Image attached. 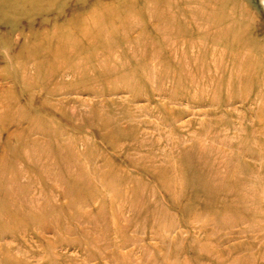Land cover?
<instances>
[{
	"label": "rangeland",
	"instance_id": "1",
	"mask_svg": "<svg viewBox=\"0 0 264 264\" xmlns=\"http://www.w3.org/2000/svg\"><path fill=\"white\" fill-rule=\"evenodd\" d=\"M114 1L62 0L8 33L0 26V114L10 107L47 127L26 138L27 122L0 124V160L8 152L11 169L27 170L16 181L0 166V264H264V89L259 95L247 71L229 64L216 76L233 84L219 86L184 78L219 66L216 48L205 40L188 51L175 42L178 19L160 24L137 8L114 20L127 26L105 33L102 56L77 69L91 67L87 76L71 66L49 84L35 76L27 50L38 35ZM254 5L261 21L264 0ZM157 32L167 43L151 38Z\"/></svg>",
	"mask_w": 264,
	"mask_h": 264
},
{
	"label": "bare ground",
	"instance_id": "2",
	"mask_svg": "<svg viewBox=\"0 0 264 264\" xmlns=\"http://www.w3.org/2000/svg\"><path fill=\"white\" fill-rule=\"evenodd\" d=\"M61 1L62 0H0V26L5 27L8 33L14 29L13 28L14 25H12V23L13 22L15 23V20L17 21L18 19H21L23 17L33 18V16L35 15L48 12L53 8L55 9V6ZM257 1L258 0H252V1L248 0L247 2L242 3L241 0H116L114 2H111L113 4L98 3L97 6H94L85 13L74 16L72 19L68 18L64 22L62 20L61 21V23L63 22L62 24H59V22L56 23L54 25V30L51 34L38 35L34 45L29 47V49L27 50L28 52L27 56L29 58H35L36 60H38L35 69V76L43 80L45 84H49V81L54 77H59L67 69H70L68 68L70 66L73 73L79 74L80 72H77L78 68H81L82 66L85 65L86 66L91 65L93 59L96 56H98V58L100 55L102 56L101 50H107V48L109 47L107 46L106 43H104L101 40V38L105 35L106 32L108 33L111 31L113 32L114 30L117 29L126 28L127 24L119 22V24L116 25L113 24L114 20H116L117 17L123 16L125 14L127 17L130 18L135 15L138 16L140 13L138 12L137 8H140L141 9L140 12L147 11L148 17L149 15H154V17L156 16L160 17L159 19H157V21L160 20L159 21L160 24L163 22L162 24L164 25L167 24L170 25L171 23H174V21L178 19L180 21L179 24L172 26V29L176 30L175 32H178L179 36L181 35L182 39H179L175 42L178 44L186 45V49L188 51H190L193 47L200 46L201 48H203L205 40L209 42L208 44L216 48L214 53L212 54V61L215 63L218 62L219 66L209 67V65H204L207 68L205 72H202L199 68H192V70L188 69L186 71H183V73H181L184 78H188V77L191 78L197 76V78L202 79V78L212 77V84H217L218 86L222 82L224 83L231 82L228 84H233L231 79L227 78V76L224 77L216 76L217 74L219 75L222 74L225 68H228L230 64L232 69L235 68V69H242L247 71L246 81L247 82L249 81L251 83L255 82L256 86L258 85L259 86L258 88H261L259 90L257 89L258 94L261 95V93L263 92L261 90L264 89V20H262L264 19V17L261 18V21H258L256 19L254 20V18H257L255 17V10L257 8H255L254 5V3ZM149 3L153 5L152 10H149L147 8L148 7L147 5ZM127 5L130 7H128ZM124 6H127L129 9H125ZM175 7L179 9L178 10L179 14H177L176 16L169 12V10L172 11L171 9H175ZM164 13L166 15H163ZM18 21L20 22V20ZM110 23H112L113 25L112 26L110 25L111 27L109 29L108 28L105 29V26ZM7 24L10 25V27L7 26ZM157 26L154 25V29L157 28ZM199 28H202L200 30L203 31V34L201 35H198L200 33L195 31ZM77 34L78 35L80 34L81 36L79 39L75 37ZM141 36L143 39L147 38V36L144 34H142ZM3 37H9V34L3 35ZM151 38L153 40L154 38H156L159 44H161V40L162 42L167 43L165 39H163V34L159 32L155 33V35H153V37ZM147 39H149V37ZM222 48L224 50H222ZM90 50L93 53L91 55H86ZM228 52H232V55L236 53V56L233 57L232 59H229L230 57H226L228 55ZM224 53H225V58H223ZM190 54L191 55L188 56L190 63H194L195 61L198 60L199 56L197 54L194 53H190ZM112 59H113L112 54H108L105 61L109 62ZM90 68L91 67H86V69H84V72L79 75H81L82 77L87 76L90 70L92 69ZM209 74H211L212 76ZM28 84L30 86L34 85L32 82H28ZM10 113H12V108L7 107L6 114H3L2 116L0 114V124H4L5 126H7L6 129H8L9 126H15L17 127V129H22L21 126H23L27 122L29 126L27 129L23 128L24 130L19 134L21 137L24 136L26 138L33 137L36 134H39L38 133V131H40L39 128L43 130L42 132L47 130L46 129L47 127L45 128L39 126V122L37 118H33L28 121L27 119H22L21 117H17L18 115L12 116V114ZM44 120L47 123L51 122L50 118L49 119L44 118ZM261 130H264V126L263 128H261ZM53 132L55 133V130ZM216 135L217 134H215V137ZM122 136L124 135L122 134ZM218 141L219 139L216 142ZM25 149L27 150V147ZM218 149L219 148H217V150ZM241 155L242 154H240V156ZM15 156L16 155H11L10 153L5 152L3 156H1L0 166H3L7 173L14 174L15 180L18 181L23 176H25L26 174L25 172H27V170L14 171V169H11V166L7 162L10 157H15ZM49 165L54 166L52 164ZM122 166L123 165H121V167ZM44 172L46 171L44 170ZM39 177L40 176H38V178ZM119 180L120 178L118 179V181ZM37 181L38 179L36 178L31 179L28 186L32 187ZM41 181L42 180H40V182ZM4 184L5 183H3L2 186H4ZM13 191H17V190H13ZM174 191H176V189ZM9 199H11V197ZM19 200H21V198ZM18 202L19 201H17V203Z\"/></svg>",
	"mask_w": 264,
	"mask_h": 264
}]
</instances>
